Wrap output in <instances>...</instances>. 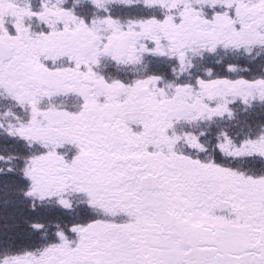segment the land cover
Wrapping results in <instances>:
<instances>
[{
  "label": "snow or ice",
  "instance_id": "6c2138e0",
  "mask_svg": "<svg viewBox=\"0 0 264 264\" xmlns=\"http://www.w3.org/2000/svg\"><path fill=\"white\" fill-rule=\"evenodd\" d=\"M0 264H264V0H0Z\"/></svg>",
  "mask_w": 264,
  "mask_h": 264
}]
</instances>
